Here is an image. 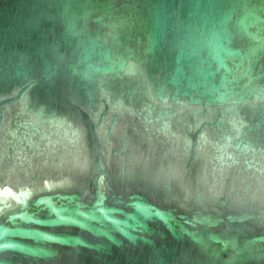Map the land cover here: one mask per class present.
Returning a JSON list of instances; mask_svg holds the SVG:
<instances>
[{
  "label": "water",
  "instance_id": "water-1",
  "mask_svg": "<svg viewBox=\"0 0 264 264\" xmlns=\"http://www.w3.org/2000/svg\"><path fill=\"white\" fill-rule=\"evenodd\" d=\"M0 264H264V0H0Z\"/></svg>",
  "mask_w": 264,
  "mask_h": 264
}]
</instances>
